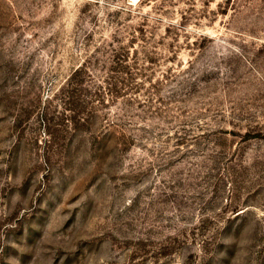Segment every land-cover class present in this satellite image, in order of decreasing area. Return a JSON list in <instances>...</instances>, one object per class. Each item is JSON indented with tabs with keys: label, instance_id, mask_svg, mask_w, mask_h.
<instances>
[{
	"label": "rangeland",
	"instance_id": "374dc122",
	"mask_svg": "<svg viewBox=\"0 0 264 264\" xmlns=\"http://www.w3.org/2000/svg\"><path fill=\"white\" fill-rule=\"evenodd\" d=\"M0 264H264V0H0Z\"/></svg>",
	"mask_w": 264,
	"mask_h": 264
}]
</instances>
